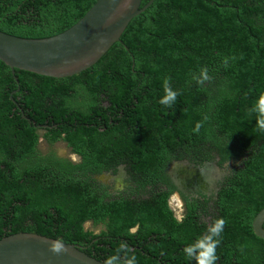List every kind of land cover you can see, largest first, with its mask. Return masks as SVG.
<instances>
[{
  "label": "trees",
  "instance_id": "16d2710c",
  "mask_svg": "<svg viewBox=\"0 0 264 264\" xmlns=\"http://www.w3.org/2000/svg\"><path fill=\"white\" fill-rule=\"evenodd\" d=\"M96 1L0 0V30L49 37L75 24ZM205 68L209 79L198 84L193 75ZM14 71L0 59V239L36 232L79 244L103 262L123 243L137 264H196L184 254L185 245L223 217L215 264H264V238L253 229L264 207V131L249 115L264 91V0H154L87 69L65 77ZM166 80L178 92L171 107L153 101L164 95ZM104 88L112 89V103L124 105L127 115L137 111L135 118L107 125L118 137L113 153H123V161L143 175L142 185L168 162L157 138L189 136L193 146L206 147L207 159L219 155L220 162L236 163L216 196L202 206L188 200L179 221L168 205L171 192L111 201L98 195L86 149L89 111L98 107L88 97ZM142 91L154 97L137 102ZM43 126L52 143L64 131L63 138L84 153L83 162L42 156L37 146ZM168 142L160 143L163 150ZM90 218L104 221L108 230L102 234L111 238L95 242L83 225ZM126 240L136 245L133 250Z\"/></svg>",
  "mask_w": 264,
  "mask_h": 264
},
{
  "label": "flooded vegetation",
  "instance_id": "af4514ba",
  "mask_svg": "<svg viewBox=\"0 0 264 264\" xmlns=\"http://www.w3.org/2000/svg\"><path fill=\"white\" fill-rule=\"evenodd\" d=\"M107 85L112 86L113 84L107 83ZM147 93L148 91H144L143 95L140 96L141 98L136 99V101L140 103L150 101L154 96L151 98ZM111 94L112 89L104 88L102 91H90L88 97L98 107V109L89 111L92 128L86 145V149H88L87 156L90 160L88 174L92 187L96 193H99L98 195L104 196L106 200L111 201L123 199V197L141 199L148 197L151 192L159 190L171 192L167 198L168 205L175 218L179 221L183 220L186 215L188 200L199 201L200 206H202L208 198L216 196L221 182L231 172L236 163L234 160L220 162L219 155L207 159L206 147H196V144L193 146V142L189 136L182 137L177 135L174 139L157 138L156 142L159 144L157 148L161 151L160 156L165 155L168 158V162L164 171L153 173L149 182L145 186L142 185L143 175L134 170L129 163L123 161V153H113L112 148L118 141V137L115 135L117 134L116 132L109 133L107 123H111L113 120L117 121V119L123 120L127 113L124 105L120 106L112 103ZM96 95L98 96L96 97ZM126 100L120 99L122 103ZM159 100L160 97H157L153 101L156 103ZM154 102L153 104L156 105ZM135 112L127 116L135 118L137 111ZM38 131L41 136L38 140L37 148L40 150L42 156L67 163L71 162L74 165L81 164L85 159L82 151L75 149L63 138L66 135L64 131L61 132L60 138L53 143L44 137V134L48 132L47 127H40ZM101 133H105V135L103 136ZM165 140L166 143H169V140L172 142L168 148L163 150L160 143ZM42 143L46 145L45 150L41 148ZM57 143H64L69 152L60 153L55 147ZM110 158L117 162L113 161L109 163L108 160ZM86 222L90 223L89 228L85 226ZM83 225L85 230L91 231L95 235V242H98L101 237L104 239L111 238V235L102 234L103 231L108 230L104 221L97 222L94 218H90ZM138 227L139 224L133 225L130 227V232H137ZM96 228L99 229L96 230ZM126 243L132 246V250L136 246L129 240H126ZM98 245L102 246L104 244L100 242ZM107 253L114 255L116 252L108 251ZM121 255L124 257V253H121Z\"/></svg>",
  "mask_w": 264,
  "mask_h": 264
},
{
  "label": "water",
  "instance_id": "95a60500",
  "mask_svg": "<svg viewBox=\"0 0 264 264\" xmlns=\"http://www.w3.org/2000/svg\"><path fill=\"white\" fill-rule=\"evenodd\" d=\"M154 0H97L68 29L43 38H29L0 30V59L13 68L65 77L96 63L116 42L129 22ZM254 232L264 238V207L253 220ZM57 239L36 232H16L0 239V264H105L82 246L64 242L57 255L49 244Z\"/></svg>",
  "mask_w": 264,
  "mask_h": 264
},
{
  "label": "clouds",
  "instance_id": "9594fccd",
  "mask_svg": "<svg viewBox=\"0 0 264 264\" xmlns=\"http://www.w3.org/2000/svg\"><path fill=\"white\" fill-rule=\"evenodd\" d=\"M235 59V57H232ZM225 65H227V58H225ZM193 79L198 84H203L205 80L209 79L207 69H201L199 75H193ZM178 92L173 90L168 81L164 84V95L160 98L159 103L171 107L177 98ZM249 115L254 116L256 120V126L259 130L264 131V91H261L253 102L249 109ZM200 125L197 124L194 131H199ZM225 219L223 217L217 218L207 228V232L191 243L185 245L183 252L189 260H195L196 264H215L218 259L216 255V249L220 244L221 234L224 231ZM49 250L54 254H61L67 251L66 246L62 239L57 238L51 241L49 244ZM130 249L126 244H121L116 250V254L110 256L105 261V264H137L135 254H128ZM121 253H124V258L121 257Z\"/></svg>",
  "mask_w": 264,
  "mask_h": 264
},
{
  "label": "rangeland",
  "instance_id": "374dc122",
  "mask_svg": "<svg viewBox=\"0 0 264 264\" xmlns=\"http://www.w3.org/2000/svg\"><path fill=\"white\" fill-rule=\"evenodd\" d=\"M56 147V149L60 152V153H66V152H69L68 150V148L66 147V145L64 144V143H57V145L55 146ZM42 150H45L46 149V145H45V143H42ZM175 198V197H174ZM174 203V202H173ZM174 207H175V205H174ZM85 226L87 227V228H89L90 227V223L89 222H86L85 223ZM99 228H96V230H98Z\"/></svg>",
  "mask_w": 264,
  "mask_h": 264
}]
</instances>
